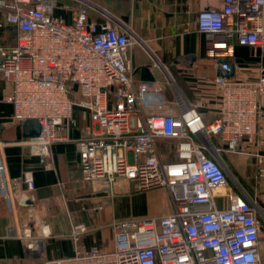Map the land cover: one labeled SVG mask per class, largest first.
Masks as SVG:
<instances>
[{
    "label": "built area",
    "instance_id": "obj_1",
    "mask_svg": "<svg viewBox=\"0 0 264 264\" xmlns=\"http://www.w3.org/2000/svg\"><path fill=\"white\" fill-rule=\"evenodd\" d=\"M79 2L61 5L70 13L66 21L54 12L57 0H0V77L11 85L4 96L11 118L20 125L37 119L39 133L23 141L29 153L44 157L53 143L75 141L81 180L163 187L172 211L121 219L112 225V249L75 251L45 264H264V208L238 185L225 192L230 175L222 158L239 152L258 125L264 73L214 77L217 115L204 120L178 93L170 99L161 80L135 82L127 50L138 40L130 27L106 14L91 19L88 1ZM195 22L216 70H229L235 45L264 53V0H222L220 8L199 10ZM71 128L83 134L71 138ZM161 139L174 143V158H161ZM23 181L25 190L9 189L0 161L1 191L27 195L31 175ZM84 230L75 225L73 240Z\"/></svg>",
    "mask_w": 264,
    "mask_h": 264
},
{
    "label": "crops",
    "instance_id": "obj_2",
    "mask_svg": "<svg viewBox=\"0 0 264 264\" xmlns=\"http://www.w3.org/2000/svg\"><path fill=\"white\" fill-rule=\"evenodd\" d=\"M87 1L86 12L91 19L99 21L105 14L110 15L129 26L137 38L138 42L127 50L135 82L159 79L170 99L178 93L198 107L204 120L217 115L219 86L214 77L218 72L205 54L195 17L201 9L220 8L222 0ZM57 2L54 12L66 21L70 13L61 5L80 4L79 0ZM155 60L164 71L153 65ZM231 62L236 80L264 73V53L257 48L235 45ZM10 86L0 77V161L9 189L25 190L24 173L31 175L33 189L27 194L28 205L20 204V197L12 191L0 190V264H45L75 251L110 250L114 246L113 223L130 217L156 218L172 211L171 199L163 187L135 190L122 178L110 187L81 180L75 141L53 143L44 157L29 153L21 125L11 118V104L4 101ZM258 103L262 114L256 129L243 139L239 152L223 153L222 158L230 175V187L225 192L238 185L264 208V95ZM82 134L80 128L69 130L71 138ZM213 141L217 143L215 137ZM163 152L165 149L160 148V156ZM261 172L263 175H259ZM222 198H217L219 206L225 205ZM80 224L85 230L76 242L71 232ZM28 231L30 236L25 237ZM260 239L264 257V233Z\"/></svg>",
    "mask_w": 264,
    "mask_h": 264
},
{
    "label": "water",
    "instance_id": "obj_3",
    "mask_svg": "<svg viewBox=\"0 0 264 264\" xmlns=\"http://www.w3.org/2000/svg\"><path fill=\"white\" fill-rule=\"evenodd\" d=\"M219 61L223 62L225 59H219ZM229 70H224L220 66L217 68L218 75L221 76H232L234 73V66L233 63L230 62L228 64ZM22 134L24 137H33L36 136L39 133L40 125L36 118H28L25 119L22 124ZM261 154H264V151L261 152ZM20 204L22 205H28L30 203L29 198L27 195L23 194L20 196Z\"/></svg>",
    "mask_w": 264,
    "mask_h": 264
},
{
    "label": "rangeland",
    "instance_id": "obj_4",
    "mask_svg": "<svg viewBox=\"0 0 264 264\" xmlns=\"http://www.w3.org/2000/svg\"><path fill=\"white\" fill-rule=\"evenodd\" d=\"M174 143L173 142H167L165 139H162V142L160 144V148L161 149H165V152H163V154L161 155L163 159H167L170 158L172 156H175V152H174ZM158 148V149H160ZM224 202V198L221 199ZM264 225V224H263ZM264 233V226L262 227V232Z\"/></svg>",
    "mask_w": 264,
    "mask_h": 264
}]
</instances>
